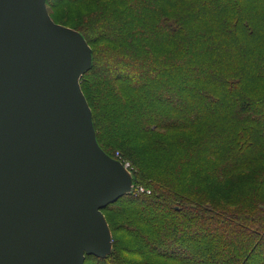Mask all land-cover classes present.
Listing matches in <instances>:
<instances>
[{"label":"trees","instance_id":"1","mask_svg":"<svg viewBox=\"0 0 264 264\" xmlns=\"http://www.w3.org/2000/svg\"><path fill=\"white\" fill-rule=\"evenodd\" d=\"M45 1L91 48L96 141L134 187L84 264H264V0Z\"/></svg>","mask_w":264,"mask_h":264},{"label":"water","instance_id":"2","mask_svg":"<svg viewBox=\"0 0 264 264\" xmlns=\"http://www.w3.org/2000/svg\"><path fill=\"white\" fill-rule=\"evenodd\" d=\"M91 48L45 0H0V264H84L105 257L102 212L131 192L98 145L80 88Z\"/></svg>","mask_w":264,"mask_h":264},{"label":"rangeland","instance_id":"3","mask_svg":"<svg viewBox=\"0 0 264 264\" xmlns=\"http://www.w3.org/2000/svg\"><path fill=\"white\" fill-rule=\"evenodd\" d=\"M232 3H236V0H233V2ZM231 3V4H232ZM230 5V4H229ZM118 71H121L120 69H117V70H114V72H118ZM127 71L128 70H126V73H127ZM184 72L186 73V75L187 74H195L196 72H194L193 70H190V69H184ZM184 73V74H185ZM147 74H148V76L150 75V72H147ZM156 88H159V86L158 87H156ZM184 94H186L187 92L186 91H184L183 92ZM152 94H153V96L156 98V99H159L162 103L164 102V103H169V104H172L171 102H173V96H172V98L171 97H168L167 98V95H160L159 94V92H156L155 90L152 92ZM171 101V102H170ZM186 104H188V103H186ZM160 119V118H159ZM161 120H164L163 122H166L167 121V119H165V118H163V119H161ZM128 171L130 172V169H128ZM131 175V174H130ZM132 176V175H131ZM134 187H133V185H132V187H131V191H132V189H133ZM135 190V192H140L141 191V189H140V187L138 186V187H136V189H134ZM143 192H145V190L143 191ZM244 241H243V244H242V246L241 247H243V246H245V247H247V243H246V240L245 239H243ZM240 247V246H239ZM238 247V248H239ZM247 250H248V255H251L250 254V248L249 247H247ZM263 257V256H262ZM252 261L251 262H249V264H261L259 261H261V260H258V259H261V255H259V254H252Z\"/></svg>","mask_w":264,"mask_h":264},{"label":"built area","instance_id":"4","mask_svg":"<svg viewBox=\"0 0 264 264\" xmlns=\"http://www.w3.org/2000/svg\"><path fill=\"white\" fill-rule=\"evenodd\" d=\"M122 164H123L127 169H129V163H128V162H124V163L122 162ZM140 189H141L140 192H143L144 189H143L142 187H140ZM145 192H146V193H149V190H146Z\"/></svg>","mask_w":264,"mask_h":264}]
</instances>
